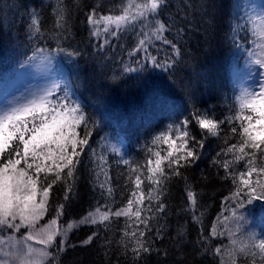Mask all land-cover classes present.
<instances>
[{"label":"trees","instance_id":"trees-1","mask_svg":"<svg viewBox=\"0 0 264 264\" xmlns=\"http://www.w3.org/2000/svg\"><path fill=\"white\" fill-rule=\"evenodd\" d=\"M183 2L187 4L189 0ZM204 2L216 5L214 21L205 20L202 13L193 9H182V0H169L174 7L166 9L161 15V19L168 21L177 13H188L184 21L187 30L183 36H178L175 30L165 33L181 49L177 64L169 68L166 65L154 67L150 60L145 59L144 52L129 55L139 38L123 36L101 50L90 36L87 13L95 7L101 14H118L122 0H64L65 5L72 9L71 35L67 39L54 30V14L50 6L55 5L57 0H0V80L19 69L37 46L51 50L56 48L59 41L67 51L79 53L73 57L57 55L65 66V80L74 94L73 100L83 107L88 117L97 121L89 140L90 147H86L80 156L81 163L75 172L69 199H64V185L57 182L53 186L44 221L55 217L56 207L61 203L65 204V208L60 221L63 224L79 221L97 206V202H105L101 197L102 192L113 209L122 206L134 187L128 178L131 176L134 179L135 175L140 174L133 173V169L146 165L150 156L148 150L166 154L167 145L153 143L156 136L167 131L169 125L176 128L187 118L190 121L189 131L198 140L202 138L201 130L191 116L195 109L207 111L217 120L234 116L238 110V90L231 77L232 62L240 51V61L244 60L249 44L254 40L252 28L248 25V15L242 18L236 16L237 0H191L197 5ZM41 5V33L29 36L26 8H39ZM245 30L248 37L241 39L245 36ZM233 38L239 43V48ZM149 53L161 64L173 56L170 46L159 41L149 48ZM141 65H144L141 71H124L125 67L138 69ZM234 123L239 124L238 121ZM231 126L228 123L221 125L219 136H205L199 159L180 168L181 176H169L161 197L166 205L163 212L143 213L151 217V231L147 236L152 250L142 254L138 264H220V257L214 256L211 251L217 246V240L211 239L209 233L212 225L218 222L217 217H221L228 206L226 198L230 197L234 186L231 179H224V169L214 161L234 160L233 153L225 156L221 151L238 142V138L230 132ZM102 138L109 143H124L125 153L117 155L102 148L105 142ZM101 155L107 160L103 173L97 168ZM261 155L257 153L256 167H264ZM125 159L129 161L127 165L123 163ZM244 164L242 160L232 167L244 171ZM144 171L146 174V167ZM165 171H169L166 164ZM97 173H100L98 178ZM100 183L105 184L104 189L99 187ZM108 187L112 188L110 197ZM142 187L147 193V179ZM187 191L195 194V208L187 198ZM193 214L200 217L199 222L193 221ZM124 220V217H120L119 222L111 224L107 232L104 225L77 227L68 239L73 247H67L59 254L58 264H133L131 245L123 254L118 250ZM181 228L184 235L178 237ZM96 231L100 233V238L94 239L92 244L82 245L81 242ZM105 236L112 241L110 245L105 244ZM203 237L209 238L205 242ZM206 245L208 252L205 251ZM253 259L255 264H264L257 256L242 255L239 263L252 264Z\"/></svg>","mask_w":264,"mask_h":264},{"label":"snow or ice","instance_id":"snow-or-ice-1","mask_svg":"<svg viewBox=\"0 0 264 264\" xmlns=\"http://www.w3.org/2000/svg\"><path fill=\"white\" fill-rule=\"evenodd\" d=\"M50 7L54 14V30H58V35L67 39L71 35L72 9L65 5L64 0H57V3ZM171 7L174 5L170 4L169 0H122L118 14H101L93 7L86 18L87 24L91 26L89 34L99 37L103 31L104 42L98 45L102 50L104 45L109 43L108 36L119 39L121 34L132 29L139 39L129 55L143 51L145 59L150 60L154 67L166 65L171 68L180 59L181 49L178 43L169 39L165 33L175 30L178 36H183L187 30L184 21L188 15L187 11H184L182 14L177 13L175 17H169L168 21L161 19L163 12ZM181 7L202 13L205 20L215 19L214 3L204 2L197 5L189 0L185 4L182 0ZM42 11L43 5L39 8H26L29 16V36L41 33ZM249 23L252 25L251 35L256 37L254 42L259 49L257 57L251 60V63L259 67L260 79L254 87L243 89L236 97L238 110L234 116L217 120L214 115L209 116L207 111L195 109L191 116L201 130L202 138L199 140L189 131V119L185 118L176 128L169 125L167 131L160 133L153 140L154 144L167 145L166 154L148 150L150 156L146 165L133 169V173L140 174L135 175L134 179L131 176L128 178L134 187L122 206L113 209L102 192L101 197L105 200L103 204L97 202L93 210L88 211L79 221L68 222L66 227L60 224V217L63 216L65 208L63 203L57 205L54 218L43 225H40V221L48 211L49 198L57 182L64 185V199H69L68 193L73 190L75 172L81 163L80 156L86 147H90L89 140L97 127V121L86 115L83 107L72 99L67 87L61 89L59 84H53L42 93L14 97L0 104V231L9 233L6 240L0 237V245H3L0 248V264H58L59 254L67 247H73L67 242V238L68 233L75 227L84 224L104 225L107 232L111 224L119 222L120 217L125 220L118 250L123 254L131 245L133 264H138L142 254H148L152 250L147 236L151 231V217L143 213H159L165 210L166 205L161 197L166 190L164 186L169 176H181L180 168L198 160L200 150L204 148V137L219 136L221 125L225 123L232 125L230 132L238 138V142L221 151L225 156L233 153L234 160L214 163H219L224 169V179H231L234 190L226 199L233 206L230 209L231 216H223L222 220L218 216L219 223H214L209 233L211 239L226 236L227 245H217L211 251L214 256L220 257V264H237V257L241 255L254 258L259 254L261 260H264V233L247 231L244 227L247 221L245 213L250 214L258 209L264 218V179H261L264 176V167L255 166L258 152L262 154L260 159L264 161V6L259 13L249 17ZM247 37L248 31L245 30V36L241 39ZM156 41L170 46L173 53L163 64L149 53V48L154 46ZM233 42L236 43L235 38ZM236 46L239 48V43H236ZM57 54L69 57L79 55L61 47L58 41L56 48L51 50L37 46L21 67L38 59L50 63ZM136 62L139 63V60ZM143 67L144 65L138 69L125 67L124 71H141ZM58 92L63 95H58ZM234 121L239 122L238 126ZM102 139L105 141L104 147H109V141ZM111 151L123 155L121 149L116 146H111ZM242 160L245 161L246 170L237 171L232 167ZM123 163L127 165L129 161L125 159ZM106 164L105 157L99 156L97 168L100 173L104 172L103 166ZM165 164L169 170L167 172ZM100 173H97V178ZM145 179L149 184L147 193L142 187ZM99 187L104 189L105 184L100 183ZM107 193L109 197L112 195L111 187L107 188ZM187 198L195 208V194L187 191ZM192 219L199 222L200 217L193 214ZM230 220L235 228L229 227ZM220 225L224 226V230H218ZM156 235L159 237V232ZM177 235L183 237L184 229L181 228ZM57 237H60L59 242ZM209 237H203V240L206 242ZM99 238L100 233L96 231L81 243L89 245ZM104 241L105 244L112 243L107 236ZM205 251H209L207 245ZM252 264H255V259Z\"/></svg>","mask_w":264,"mask_h":264},{"label":"rangeland","instance_id":"rangeland-1","mask_svg":"<svg viewBox=\"0 0 264 264\" xmlns=\"http://www.w3.org/2000/svg\"><path fill=\"white\" fill-rule=\"evenodd\" d=\"M262 6H264V0H237L236 3V16L238 18H242L244 15L253 16L256 13H259L262 10ZM249 27L252 28V25L248 22ZM101 30L103 29V25H100ZM91 28V26H90ZM123 36H128L131 38L138 39L139 37L135 34L132 29L124 32L120 35V38ZM92 37V36H91ZM97 42L96 44L100 45L104 42L105 34L101 31V35L99 37H92ZM119 38V39H120ZM253 42L249 44V49L244 60L241 62L240 58L242 57V51L235 57L232 62V81L235 82L236 88L238 90V95L241 91L245 88L254 87L256 82L260 79L259 76V67L255 64L251 63V60L255 59L259 53V49L256 47V37H254ZM107 39L109 43L104 45L107 47L110 44L118 41L117 38L108 36ZM158 42V41H157ZM141 51L138 54H142ZM53 84H59L61 89L67 87L69 93L72 94V99L74 98V94L71 91L70 85L65 80V70L64 65L61 61V58L58 55H55V58L52 62H46L43 60H36L32 63L24 64L23 67L17 69L12 75L8 76L7 79L3 81L0 80V104L12 100L14 97L18 96H30L33 93L39 94L42 93L43 90L51 88ZM58 95H63L62 92H58ZM111 146H116L121 149V152L124 154V147L125 144L122 142H110L109 147L105 148L104 144L102 148L111 151ZM112 152V151H111ZM233 205L228 203L224 213L221 215V220L223 216H231L230 209ZM103 210V209H102ZM242 211V210H241ZM247 216V221L244 224V227L247 231H254L256 233H264V218L259 214V210L255 209L252 213H245ZM45 217V216H44ZM48 221L41 220L40 225L47 223ZM219 223V222H217ZM61 226L66 227L67 224H63L60 221ZM88 225V224H84ZM229 227L235 228V225L230 220L228 222ZM83 225H78L80 227ZM75 227L71 232L68 233L67 242L69 239L70 234L77 228ZM218 230H224V226L220 225ZM22 231H26L23 230ZM9 233L0 231V237L7 239ZM19 235V234H17ZM60 237H57V242H59ZM217 240V245L224 244L227 245V238L220 237L215 239ZM3 245H0L2 248ZM35 247H40V245H35ZM224 249L222 248V253ZM241 256L237 257V264L239 263ZM257 258H260L259 254H257ZM225 261H227V257L225 256ZM264 263V260H261ZM242 264V263H241Z\"/></svg>","mask_w":264,"mask_h":264}]
</instances>
